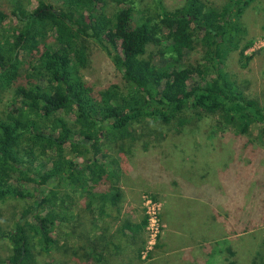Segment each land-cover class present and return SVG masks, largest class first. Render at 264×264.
<instances>
[{
    "label": "trees",
    "instance_id": "1",
    "mask_svg": "<svg viewBox=\"0 0 264 264\" xmlns=\"http://www.w3.org/2000/svg\"><path fill=\"white\" fill-rule=\"evenodd\" d=\"M255 1L218 5L185 0L170 8L157 0L153 15H147L151 10L140 8L138 0H40L33 9L26 6L30 0H9L10 10L0 11V24L10 15L19 24L0 31V88L14 86L16 103H9L0 118V202L14 197L27 203L5 233L11 251L0 264H51L45 258L61 245V226L66 228L67 249L73 236L77 247L83 244L88 250L80 264H106L105 244L98 237L93 240L91 231L78 232L71 224L75 211L67 203H73L71 192H80L88 210L100 217L109 205L118 204L121 195L114 184L119 161L103 150L106 144L135 139L153 123L176 122L182 130L204 117L210 121L206 130L232 133L243 145L253 126L264 123V106L225 66L231 52L240 48L244 66L252 58L245 50L253 42L241 44L247 35L243 16ZM90 39L106 43L123 73L124 87L91 91L81 74L90 62ZM152 42L161 47V63L146 55ZM196 42L204 49L200 59L182 62L181 51ZM187 112L194 117L185 118ZM66 145L83 151L67 156ZM184 184L196 188L189 181ZM212 214L222 226L235 225L226 212L214 209ZM146 223L134 227L140 230ZM217 235L221 240L210 236L204 244L206 257L207 245L225 242L223 233ZM224 250L235 255L232 245L219 254Z\"/></svg>",
    "mask_w": 264,
    "mask_h": 264
},
{
    "label": "rangeland",
    "instance_id": "2",
    "mask_svg": "<svg viewBox=\"0 0 264 264\" xmlns=\"http://www.w3.org/2000/svg\"><path fill=\"white\" fill-rule=\"evenodd\" d=\"M156 1L138 0L140 8L151 10L147 15H153ZM211 1L221 5L228 0ZM39 2L40 0H30L26 6L33 9L39 5ZM53 2L57 4L56 1ZM162 2L167 7L175 8L182 5L185 0H162ZM10 5L9 0H0V11H9ZM243 21L247 35L241 46L250 40L253 42L245 50V55L252 58L244 66L245 59H241L240 48L231 52L225 67L237 84L264 106V46L251 49L254 43L264 39V0H256L252 3L245 11ZM18 24V19L10 15L0 24V31ZM105 44L96 39L89 40L87 52L90 62L81 70L87 85L95 94L110 85L124 87L125 84L123 73L108 53ZM160 48L155 42L148 46L146 55L151 54L155 63H161L165 59L159 54ZM203 50L198 42L193 43L181 51L180 59L182 62L190 61L195 64ZM13 87L0 88V118L5 114L9 103H16ZM184 116L193 118L194 114L187 112ZM184 121L183 118L180 123ZM209 122L203 117L198 122H194L195 124L188 123L185 127L182 126V130L178 128L180 125L176 122L153 123L150 130L141 129L140 134L135 135V139L129 138L122 144L104 145L103 150L108 151L111 158L119 161L117 168L121 179L118 178L114 186L119 190L123 184L131 187L128 190L130 196L126 198L129 202H134L136 207L138 205L136 208L138 217L147 222L142 227L145 242L138 251L137 263L161 264L157 256L165 252L170 264H228L229 261L251 264L253 259L257 261L256 264H264V221H262L264 218V123L254 125L251 134L243 140L242 145L237 142L240 137L237 138L232 133L227 132L224 135L220 130H212V128L206 130L204 127L210 128ZM153 130L163 132L160 135L153 132L148 134ZM64 148L65 154L70 157L80 155L83 151L79 153L72 151L69 145ZM96 156L101 158V153ZM78 157L80 161L83 160L81 156ZM109 160L106 158L104 162L108 163ZM173 176H176V179L178 176L180 180L189 181L198 187L202 186L203 192L199 196L202 199H192L194 202L191 199H179L184 196L183 192L187 184L183 183L184 185L180 186V183L172 178ZM70 195L73 203L70 204L71 201L67 203L75 211L74 215L76 214L75 218L80 223V231H91V238L93 240L95 237L100 238L99 241L107 248L108 240L115 232L109 222L114 223L117 217H120L116 208L108 206L101 217L97 214L99 221L97 218L94 220L95 235L92 237L93 213L85 204L84 194L71 192ZM26 203L25 199L14 197L0 202V232L3 233V236H0V260L5 259L11 251V243L5 233L13 228L20 209ZM176 204L180 209L175 212ZM214 209H218L223 214L226 212L225 215L230 220H236H234L235 225L225 227L221 223L218 224L213 218ZM177 213H180L182 222H178ZM203 214L206 217L207 244L210 236L218 238V233L227 236L223 238L226 243L219 242L217 246L212 243L211 247L207 245L209 255L207 257L199 254L202 245L197 239L199 237L193 238L195 239L193 243L192 241L187 243L184 237V230L191 218L196 216L200 218ZM209 214L211 218L207 217ZM199 218H196L197 223ZM179 223L183 225L181 229ZM231 228H235L233 230L238 233L233 232ZM246 229L249 231L244 232ZM65 231L66 228L63 226L60 227V231L58 229V233L62 236L61 245L49 252L50 256L48 255L45 260L50 261L51 264H80L84 261L83 256L88 250L83 244L77 247L70 246V243L68 246L72 250L67 249L64 246L68 238ZM166 239L168 246L165 250L159 249L162 243H166ZM111 240H115L119 245L122 243V240L115 239L114 235ZM230 245L235 255H231L226 250L219 254L220 249ZM186 252L192 255L186 257Z\"/></svg>",
    "mask_w": 264,
    "mask_h": 264
},
{
    "label": "crops",
    "instance_id": "3",
    "mask_svg": "<svg viewBox=\"0 0 264 264\" xmlns=\"http://www.w3.org/2000/svg\"><path fill=\"white\" fill-rule=\"evenodd\" d=\"M173 171H171L172 174ZM121 174L120 171L118 170V178L121 179ZM170 176V172L168 177ZM176 176H173L172 178L174 179ZM178 179H174L177 183H180V186H183L184 184V180H180V178L177 176ZM196 186V185H195ZM129 188L131 187H126L125 184H123L119 190L120 193V198H119V202L116 205H109V206H114L116 208V211L118 212V214L120 215V217H117V220L114 221V223H112L111 221L109 222L110 225L112 226V228L114 229V236L115 239L119 238L122 240V243L119 245L118 243H116V241H112L111 237L113 235L110 236L109 241V245L106 248V252H105V261L106 264H139L137 263L136 260H138V251L141 249V246L143 245L144 241V230H142V228L140 230H138V228L134 227V225L142 223V219H140V217H138V214L136 212V208H138V205L136 207L134 202H129L127 200L126 197L130 196V191ZM183 189V188H182ZM196 191H198V195H196ZM191 192V193H190ZM203 192L202 186L198 187L196 186V189L192 190V188L188 187V185H186L185 191L183 192L184 196L180 197L181 198H186V199H197V198H201L202 197H198L201 196L200 194ZM192 202H194V200H192ZM178 204H180L179 202H177ZM176 204L175 208L176 210H174L175 212L177 210L180 209V206ZM174 209V208H173ZM120 212V213H119ZM140 214V213H139ZM177 219L178 222H182V218H180V213H177ZM122 216V217H121ZM97 218V220L99 221L98 217H97V213L94 214L93 213V223H91V229H92V233L94 231V220ZM114 218V217H113ZM196 218H199V216ZM196 218H191L190 223L187 225V228L184 230L185 234V241L187 243H190V241H193L197 238L200 242L201 248H200V255L205 256L206 251L203 248L204 244L207 243V230L206 225H205V221H206V217L205 214H203V216H200V218L198 219V223L196 222ZM115 219V218H114ZM74 220L76 222H74ZM71 224H75L78 227V232H80L79 229V223L78 220L73 219V221L71 222ZM180 224V223H179ZM182 224H180L179 228H182ZM132 227H134L135 229H133ZM137 231V232H134ZM140 231V232H139ZM95 235V231L92 234V237ZM224 238H226L227 236H225L226 234H223ZM131 237V239H130ZM192 238V239H190ZM195 238V239H193ZM64 239V237H63ZM218 239V238H217ZM221 239V238H219ZM223 239V238H222ZM168 239H166V243H162L161 246L159 247V249H164L166 248V246H168L167 243ZM69 243L70 246H78V239L76 237L70 236L69 237ZM81 243V242H80ZM124 250V252L122 253V251ZM188 250V249H187ZM186 250V251H187ZM189 252L185 253V256H189L190 257ZM157 258H159V260L161 261V263H165V264H170V260L168 259V256L165 252H162L161 255L159 254L157 256ZM193 259V258H192Z\"/></svg>",
    "mask_w": 264,
    "mask_h": 264
},
{
    "label": "built area",
    "instance_id": "4",
    "mask_svg": "<svg viewBox=\"0 0 264 264\" xmlns=\"http://www.w3.org/2000/svg\"><path fill=\"white\" fill-rule=\"evenodd\" d=\"M263 46H264V39H261V40L257 41L256 43H254V45L251 49L262 48Z\"/></svg>",
    "mask_w": 264,
    "mask_h": 264
}]
</instances>
